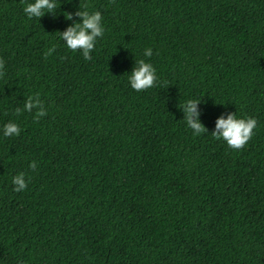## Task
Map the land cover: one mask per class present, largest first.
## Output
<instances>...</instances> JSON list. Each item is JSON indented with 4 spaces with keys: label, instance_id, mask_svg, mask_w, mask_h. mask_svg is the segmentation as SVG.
Returning <instances> with one entry per match:
<instances>
[{
    "label": "trees",
    "instance_id": "16d2710c",
    "mask_svg": "<svg viewBox=\"0 0 264 264\" xmlns=\"http://www.w3.org/2000/svg\"><path fill=\"white\" fill-rule=\"evenodd\" d=\"M0 264H264V0H0Z\"/></svg>",
    "mask_w": 264,
    "mask_h": 264
}]
</instances>
